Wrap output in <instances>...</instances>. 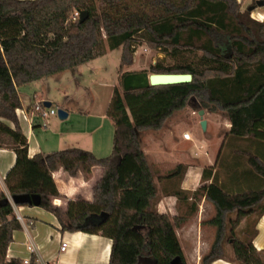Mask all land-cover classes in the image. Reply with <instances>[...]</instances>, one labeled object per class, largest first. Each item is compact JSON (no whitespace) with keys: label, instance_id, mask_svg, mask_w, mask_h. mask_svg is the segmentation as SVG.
Masks as SVG:
<instances>
[{"label":"trees","instance_id":"1","mask_svg":"<svg viewBox=\"0 0 264 264\" xmlns=\"http://www.w3.org/2000/svg\"><path fill=\"white\" fill-rule=\"evenodd\" d=\"M99 1L105 6L101 10L96 0H0V147H7L10 140L16 152L5 183L11 195L39 194V206L57 217L62 230L110 238L109 264H173L176 257L187 264L176 232L186 216L170 217L154 207L158 189L139 132L161 129L195 96L205 111L225 113L232 137L264 141V19L255 20L251 11H242L238 0ZM131 1L140 7L133 9ZM75 11H88V18L69 21ZM142 42L166 52L202 51L208 66L199 70L193 65L156 63L153 73H191L193 79L124 91L115 87L107 111L115 127L110 155L98 157L71 147L30 157L16 112L22 107L18 88L119 47L121 68L131 65L136 45ZM247 159L264 178V160L253 153H247ZM95 166L102 167L103 174L93 188L92 201L78 196L68 198L66 207L54 204V198H67L57 187L55 171L81 174L89 181ZM185 170L179 164L169 176ZM202 179L212 182L201 185L193 196L204 195L216 209L209 220L216 237L202 264L225 258L226 241L237 264H264V250L254 245L257 226L248 239L236 234L243 220L257 212L264 216V188L229 193L213 178L212 167L203 170ZM174 195L181 201L189 197L182 190ZM21 228L12 203L1 192L0 264H26L7 257L13 232ZM29 264L40 263L33 255Z\"/></svg>","mask_w":264,"mask_h":264},{"label":"crops","instance_id":"2","mask_svg":"<svg viewBox=\"0 0 264 264\" xmlns=\"http://www.w3.org/2000/svg\"><path fill=\"white\" fill-rule=\"evenodd\" d=\"M238 1L243 5H249L253 1L257 2L258 0ZM253 12L257 13L260 20H263L264 5H257ZM112 51L113 50H108L103 56L108 55ZM99 58L100 57L78 67L44 77L18 88L22 107L17 109L16 112L22 131L28 140L30 157L39 153H50L71 147L90 150L98 157H105L112 153L113 141L110 138L102 140L100 135H97L99 126H96L94 119L89 122L87 119H83L81 122H76L74 126L66 127L64 129L61 128L60 130H48L41 129L43 119L38 117L34 111L35 105L38 102L51 100L50 93L53 88L52 86H54V84L56 85L58 82L59 84L62 83L64 76H66L63 74L64 72L71 71L73 74H76L83 65L90 64ZM123 73L124 72L121 71L120 60V67L118 69L117 80L114 82V88L118 86ZM74 79L76 80L75 76H73L70 81H73ZM64 92L67 94V90H64ZM69 97L70 96L67 94L66 104H64V107L68 112V117L71 114L68 105ZM51 103L52 107L53 102ZM108 106L105 111L97 117L102 120L105 119V117H109L107 115ZM111 122L114 125L113 120ZM7 123L11 127H14L13 122L7 121ZM44 127L47 128V125ZM230 127L231 124L229 123L227 127L228 132ZM230 136L229 133L225 136L220 149H216V147L206 143L202 145V152L198 151V149H200L198 147L197 150L191 148V151L193 154L195 153V156H197L198 159L193 157L189 163L190 165L184 164L186 170L180 175L170 177V173L176 169L173 168L167 173L161 175L158 174L156 177L157 171L153 170L155 183L158 189L154 207L159 212L165 213L170 217L182 214L183 216H186L185 221H190L191 219L195 220L194 227H190L191 230L187 236H190L191 248L196 252H202L204 249H209L211 247L209 235L210 233H215L214 227L209 223L211 218L208 219L206 223L208 225L206 230L202 225V222L205 220L203 219L204 206L210 201L201 194L198 197L193 196V192L201 185L212 182V179L206 182L203 181L202 174L205 168H213V178L215 176L217 183L229 193H239L264 188V178L252 169L247 159V153H253L264 160V141L252 137L236 139L233 137L234 139L231 141V145H228L229 141L227 140L230 139ZM183 140L185 141L186 139L182 136V141ZM160 154L162 155L163 153ZM160 154H158L160 157L159 160L162 159ZM192 161L194 163H192ZM15 162L16 152L14 148L12 146L5 148L0 147V193L4 192L7 197H10L11 194L5 183V177ZM199 165H201V167ZM102 174L103 168L95 166L93 167V177L89 181H86L81 174L71 176L64 169L55 171L53 173V178L59 191L67 196V198H54V204L66 207L68 198L75 199L78 196H82L88 201H92L93 188L100 180ZM178 190L185 191L189 196L188 199L182 201L179 200L178 197L174 195ZM14 210L17 217L18 215L21 216L19 221L21 222L22 228L13 232V240L10 243L7 252V257L9 259L20 258L26 261L30 260L34 255L37 257V262L40 264L110 263L113 244V241L110 238L104 237L100 234H91L83 231L62 230L57 217L52 212L40 206L17 205ZM257 228L259 232L254 239V245L258 250H262L264 249V216L259 220ZM178 229L179 228H176V232L179 237ZM179 240L183 251H185V247L180 237ZM64 242L67 243V247L65 250H61V245ZM31 246L34 250H31ZM201 259L202 257L200 256V260ZM227 263L232 262L222 258L215 260L212 264Z\"/></svg>","mask_w":264,"mask_h":264},{"label":"rangeland","instance_id":"3","mask_svg":"<svg viewBox=\"0 0 264 264\" xmlns=\"http://www.w3.org/2000/svg\"><path fill=\"white\" fill-rule=\"evenodd\" d=\"M131 2H129V4ZM96 4L99 10L105 7L99 0H96ZM251 5H256V1H253L249 5L242 4L241 10L245 11L251 7ZM139 7L140 3L137 1L132 2L133 9H138ZM251 17L255 20L262 21V19L260 20V18H258L259 16L257 13L253 11H251ZM121 54L122 47H119L108 55L102 56L90 64L83 65L76 74H73L71 71L64 72L63 74L66 76H64L62 83L59 84L58 82L56 85L54 84V86H52L50 101L53 102L52 107L57 111L59 109L66 110L64 104H66V95L68 94L70 96L68 105L71 114L65 119H61L58 113L44 118L42 120L41 129L60 130L61 128L64 129L74 126L76 122H81L83 119H87L88 122L94 119L96 126H99L97 135H100L102 140L110 138L113 141L114 125L111 122L112 120L109 117H105V119L102 120L97 116L105 111L111 100L114 82L117 80L118 69L120 67ZM156 63H161L169 67L193 65L199 70L208 66L202 51L177 50L176 52H166L161 49L151 48L145 42L138 43L135 48L133 63L131 65H124L121 68V71L128 75L126 77L121 76L117 86L119 90L124 91L125 89L139 86L136 85L139 83L136 81L135 77L141 78L142 73H147L148 75L152 74V66ZM73 76H75L76 80L70 81ZM64 90H67V94H65ZM198 105V99L193 96L188 106L174 112L167 120L164 127L161 129H147L139 132L142 148L146 152L148 162L152 170L157 171L156 177L158 174L161 175L176 168L179 164L190 165L189 163L193 157L198 159L195 153L193 154L191 151V148L197 150L198 147L200 148L198 151L202 152V145L206 143L216 147V149H220L223 139L229 133L227 127L230 122L225 113L221 111L214 113L206 111L203 119L208 120V127L206 130H203L201 125L202 118L198 113L199 109L196 108ZM45 123L47 128L43 126ZM185 131L191 133V141H182V136ZM233 139L234 138L230 136V139L227 140L229 141L228 145H231ZM8 142L9 145H7V147H11V141L8 140ZM160 153L163 154L161 155ZM158 154L162 156L161 160H159L160 157ZM193 161L192 163H194ZM199 166L201 167V165ZM215 214V207L208 202L204 206L203 219L205 220L202 222L205 230L208 228L206 224L208 219L213 218ZM232 216L234 217L235 214H232ZM260 219V213L257 212L248 219L243 220L237 229V236L244 240L250 238L249 233L254 231L255 226H258ZM194 223V219L184 221V223L177 228H179V237L185 247L184 255L186 263L202 264L200 256L203 257V255L208 253L211 247L209 249H204L202 252L192 250L190 236L187 235H189L188 233L191 230L190 227H194ZM214 229L215 233H210L209 235L211 245L216 237V227H214ZM224 246V259L232 262L227 264H237L234 262V253L231 243L226 241ZM262 256L264 258V251L262 252Z\"/></svg>","mask_w":264,"mask_h":264},{"label":"water","instance_id":"4","mask_svg":"<svg viewBox=\"0 0 264 264\" xmlns=\"http://www.w3.org/2000/svg\"><path fill=\"white\" fill-rule=\"evenodd\" d=\"M258 6L264 5V0H258L256 2ZM256 5H252L248 8L249 11H253ZM88 11H82L80 14V22H84L88 18ZM136 81H138L139 85L137 87L146 86V85H170V84H178V83H189L193 79V75L191 73H152L148 75L147 73H142L141 78L135 77ZM136 87V88H137ZM46 107H51L50 101H44ZM198 108V113L202 118L201 125L203 130L207 129V120L203 119L205 115V109L201 108L200 104L196 106ZM58 115L61 119H65L68 117V112L64 109L58 110ZM7 201L10 203H14L16 205H31V206H39L41 204V196L39 194H29V193H21V194H13L10 197H7ZM102 215L106 216L107 214L102 213ZM180 257H176L173 259V264H180Z\"/></svg>","mask_w":264,"mask_h":264},{"label":"built area","instance_id":"5","mask_svg":"<svg viewBox=\"0 0 264 264\" xmlns=\"http://www.w3.org/2000/svg\"><path fill=\"white\" fill-rule=\"evenodd\" d=\"M80 12L79 11H75L72 13L71 17L69 18V21H77L80 19ZM264 19V18H263ZM34 111L35 113L38 115V117L44 119V118H48L52 115H56L58 113V111L53 108V107H46L44 102H38L36 105H35V108H34ZM44 126H46V123L44 124ZM183 138L186 139V140H192V135L190 132L188 131H185L183 133ZM13 207L15 208L17 205L12 203ZM18 219H21V216L18 215L17 217ZM67 247V243H62L61 245V250H65ZM31 250H34V248L31 246L30 247ZM29 261L30 260H26L24 261L26 264H29Z\"/></svg>","mask_w":264,"mask_h":264}]
</instances>
